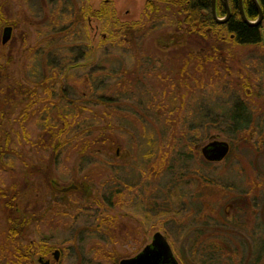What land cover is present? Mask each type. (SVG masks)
Segmentation results:
<instances>
[{
    "label": "rangeland",
    "instance_id": "374dc122",
    "mask_svg": "<svg viewBox=\"0 0 264 264\" xmlns=\"http://www.w3.org/2000/svg\"><path fill=\"white\" fill-rule=\"evenodd\" d=\"M184 4L0 0V264H120L157 232L180 264H264V44Z\"/></svg>",
    "mask_w": 264,
    "mask_h": 264
},
{
    "label": "trees",
    "instance_id": "16d2710c",
    "mask_svg": "<svg viewBox=\"0 0 264 264\" xmlns=\"http://www.w3.org/2000/svg\"><path fill=\"white\" fill-rule=\"evenodd\" d=\"M264 14V0H259ZM245 12L250 20H255L259 17V11L253 0H243ZM184 10L188 13L187 23L191 24L195 31H199L200 34L206 32L207 29H221L225 28L231 37L235 38L236 43L240 45H254L259 44L263 40L262 25H250L246 23L241 16L239 9V0H230L231 15L225 23L217 22L212 13V1L211 0H185ZM84 10L82 7L81 12ZM85 12V11H84ZM217 12L219 16H225L226 6L225 0H217ZM108 18H106L107 20ZM264 21V18H263ZM126 40V39H124ZM205 118V116H199ZM205 122L203 119L202 124ZM237 123V121H236ZM14 214V215H13ZM10 215V221L13 224L11 233L17 236L18 231L14 228L24 226V221L13 212ZM23 259L19 258L14 264H23Z\"/></svg>",
    "mask_w": 264,
    "mask_h": 264
},
{
    "label": "water",
    "instance_id": "95a60500",
    "mask_svg": "<svg viewBox=\"0 0 264 264\" xmlns=\"http://www.w3.org/2000/svg\"><path fill=\"white\" fill-rule=\"evenodd\" d=\"M230 0H225V6L227 15L225 17H219L217 13V0H212V13L215 20L219 23H225L231 15ZM259 11V17L256 21H252L247 17L245 12L243 0H239V9L244 21L250 25L256 26L263 22L264 14L262 6L259 0H253ZM13 28L7 26L4 28L2 42L6 44L12 37ZM264 44V40H263ZM230 151V145L226 141L214 140L203 147V154L208 161L218 162L222 161L228 155ZM76 185L64 188L63 192L76 189ZM60 257L59 250L55 251V258L58 260ZM41 264H50L49 261H43L40 259ZM180 264L175 256V253L168 241V238L161 232H157L153 236V240L150 244L146 245L143 250L136 256L131 258H125L120 261V264Z\"/></svg>",
    "mask_w": 264,
    "mask_h": 264
},
{
    "label": "flooded vegetation",
    "instance_id": "af4514ba",
    "mask_svg": "<svg viewBox=\"0 0 264 264\" xmlns=\"http://www.w3.org/2000/svg\"><path fill=\"white\" fill-rule=\"evenodd\" d=\"M227 11V10H226ZM226 15H227V13H226ZM225 15V16H226ZM225 16H223V17H225ZM230 18V17H229ZM258 19V18H257ZM263 35H264V30H263ZM211 162H213V161H211ZM219 162V161H218ZM153 240V239H152ZM55 251H57L56 249H54L52 252H51V255L49 256V255H47V254H43V253H39V255H35V254H30V262L32 263V264H41V262H40V259H42L43 261H49L50 262V264H52L53 263V261L54 262H57V261H59L60 260V257H59V259L57 260L56 258H55ZM59 252H60V256H61V251L59 250ZM177 258V257H176ZM178 260V259H177ZM178 262H179V260H178ZM161 264H164V263H161Z\"/></svg>",
    "mask_w": 264,
    "mask_h": 264
},
{
    "label": "bare ground",
    "instance_id": "6f19581e",
    "mask_svg": "<svg viewBox=\"0 0 264 264\" xmlns=\"http://www.w3.org/2000/svg\"><path fill=\"white\" fill-rule=\"evenodd\" d=\"M212 1V0H211ZM229 3H230V1H229ZM231 7V6H230ZM243 19V18H242ZM244 20V19H243ZM264 22V21H263ZM263 22L261 23V25L263 24ZM263 40H264V35H263ZM263 40H262V42H263Z\"/></svg>",
    "mask_w": 264,
    "mask_h": 264
}]
</instances>
